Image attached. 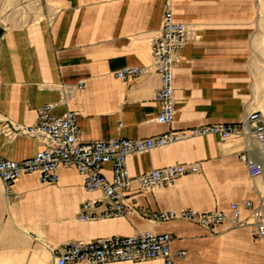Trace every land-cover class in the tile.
<instances>
[{
  "label": "crops",
  "instance_id": "obj_1",
  "mask_svg": "<svg viewBox=\"0 0 264 264\" xmlns=\"http://www.w3.org/2000/svg\"><path fill=\"white\" fill-rule=\"evenodd\" d=\"M166 8L189 32L176 58L171 126L155 122L161 85L150 45ZM257 20L250 0H0V158L28 160L42 149L37 138L17 128L34 126L45 104L55 105L56 116H78L81 142L240 123L260 111L250 62ZM128 67L146 71L127 81L114 77ZM245 151L264 168L257 142L241 135L192 138L129 156L132 177L180 164H197L200 172L168 188L134 186L124 198L129 213L118 217L105 216L106 200L100 192L87 193L73 168H59L53 185L42 184L39 174L24 175L10 197L0 181V264H51L72 242L148 231L172 238L170 251L184 254L174 264H264V241L254 236L247 211L240 215L247 225L226 222L215 232L195 222L149 219L181 209L230 214V205L243 201L264 215V177L248 176L239 160ZM102 173L110 179V165ZM98 199L92 218L82 221L83 202Z\"/></svg>",
  "mask_w": 264,
  "mask_h": 264
},
{
  "label": "built area",
  "instance_id": "obj_2",
  "mask_svg": "<svg viewBox=\"0 0 264 264\" xmlns=\"http://www.w3.org/2000/svg\"><path fill=\"white\" fill-rule=\"evenodd\" d=\"M170 8L162 16L160 31L151 39V68L159 78L160 87L156 93L159 113L155 122L171 126L174 121V70L178 53L189 39L187 26L178 22ZM144 68L128 67L117 71L114 77L121 81L134 79L145 73ZM78 89L83 84L77 85ZM55 105L45 104L38 110L34 126L17 128L18 132L28 137L37 138L42 149L32 158L22 161L0 158V181L5 186L6 197L11 196L12 185L22 176L39 174L40 182L53 185L57 182L59 168H73L82 177L87 193L100 192L106 200L107 217L128 214L124 198L134 186L140 191H150L173 186L187 175L197 174V164H180L162 169L151 170L137 177L130 176L126 161L133 154L147 153L167 147L173 143L192 138L216 136L228 140L235 135L254 139L264 157V114L258 111L246 114L237 124H215L191 128L183 132L169 131L149 139L116 138L112 140H94L81 142L79 139L78 116L66 111L56 116ZM239 160L245 165L248 176L252 179L263 178L264 168L249 151L242 152ZM110 165L111 177L107 179L102 168ZM101 201H84L81 205L82 221H89V211ZM249 212L253 220L254 236L264 241V215L262 209L254 208L250 201L232 203L230 214L223 212L199 213L185 209L154 213L149 216L152 222L184 220L195 222L202 228L215 232L229 223L231 226L247 225L241 220V211ZM172 238L167 234L153 232L136 233L125 237H111L94 242H77L62 251H57L51 264H105V263H140L161 260L163 264H174V258H182L183 253L173 254L170 250Z\"/></svg>",
  "mask_w": 264,
  "mask_h": 264
},
{
  "label": "rangeland",
  "instance_id": "obj_3",
  "mask_svg": "<svg viewBox=\"0 0 264 264\" xmlns=\"http://www.w3.org/2000/svg\"><path fill=\"white\" fill-rule=\"evenodd\" d=\"M254 11L258 13L252 37L250 62L253 73L254 102L264 114V0H250Z\"/></svg>",
  "mask_w": 264,
  "mask_h": 264
}]
</instances>
